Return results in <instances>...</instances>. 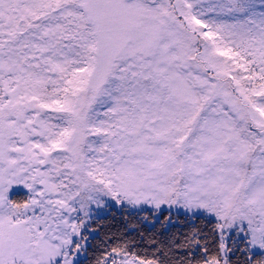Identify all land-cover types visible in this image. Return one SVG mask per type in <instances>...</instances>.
I'll list each match as a JSON object with an SVG mask.
<instances>
[{
    "label": "snow or ice",
    "instance_id": "1",
    "mask_svg": "<svg viewBox=\"0 0 264 264\" xmlns=\"http://www.w3.org/2000/svg\"><path fill=\"white\" fill-rule=\"evenodd\" d=\"M115 204L166 241L95 264H264V0H0V264Z\"/></svg>",
    "mask_w": 264,
    "mask_h": 264
},
{
    "label": "trees",
    "instance_id": "2",
    "mask_svg": "<svg viewBox=\"0 0 264 264\" xmlns=\"http://www.w3.org/2000/svg\"><path fill=\"white\" fill-rule=\"evenodd\" d=\"M103 215V214H102ZM102 215L96 217L92 222L96 223L93 228L98 230V237L93 239L91 243V248L88 251V258L85 261V264H95L94 257L99 255L100 252L106 251L108 245L113 239H134L141 246L138 248V251L143 252L145 248H148L149 253H151L150 242L154 239L157 243H164L166 241V234L162 235L165 232V229L161 227L160 223H155L151 230L147 229V220L141 218L140 215H132L127 211L120 215L110 216L102 220ZM121 217V218H119ZM148 219H152L148 217ZM164 223L167 222L166 216L161 217ZM170 231H176V228L171 229Z\"/></svg>",
    "mask_w": 264,
    "mask_h": 264
},
{
    "label": "rangeland",
    "instance_id": "3",
    "mask_svg": "<svg viewBox=\"0 0 264 264\" xmlns=\"http://www.w3.org/2000/svg\"><path fill=\"white\" fill-rule=\"evenodd\" d=\"M145 209H147V211H144V212H141L139 213V215L141 216V218L143 219H146L147 221V229L148 230H151L153 225L155 224V217L152 213V209H151V206H148V205H145L143 206ZM126 210H124V206H121L119 204H115L113 207L111 208H105V209H102L100 210V213L99 215H94V217L89 221V228H90V231L85 233L87 236H88V241L89 243L91 244L93 239H95L96 237H98V230L93 228V226L96 225V223L92 222L93 219H95L96 217L102 215V220L103 219H106L110 216H113L115 217L114 215H120L122 216V214H124ZM128 212V211H127ZM129 213V212H128ZM132 215H135L137 216V214L133 213ZM164 216H166V220L168 218V213L165 211L164 212ZM148 217H151L152 219H148ZM121 218V217H119ZM173 220H175V217H172ZM181 220H183V217H180ZM174 229V228H173ZM148 253H149V250H148ZM151 254V253H150ZM83 256V253L81 254ZM88 258V256H87Z\"/></svg>",
    "mask_w": 264,
    "mask_h": 264
}]
</instances>
